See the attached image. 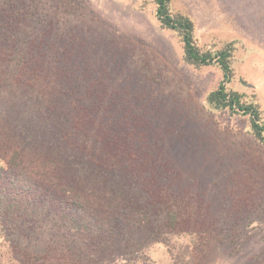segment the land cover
Returning <instances> with one entry per match:
<instances>
[{"label":"rangeland","instance_id":"374dc122","mask_svg":"<svg viewBox=\"0 0 264 264\" xmlns=\"http://www.w3.org/2000/svg\"><path fill=\"white\" fill-rule=\"evenodd\" d=\"M155 8L153 0H0L1 28L49 46L33 59L51 69L23 76L11 52L0 57V151L14 144L6 99L23 105L33 91L32 103L55 112L67 142L98 155L94 169L72 167L75 176L91 174L95 194L86 201L72 203L38 162L14 173L16 191L0 185V264H264V150L245 134L246 118L204 111L221 71L185 64ZM169 8L192 22L198 46L236 43L229 87L256 98L264 119V0H170ZM30 147L27 157L60 156ZM108 170L114 183L126 178L142 210L150 207L148 224L108 207L115 195L106 198L99 184ZM167 208L176 213L171 224ZM71 216L96 230L71 228ZM195 219L212 232H193Z\"/></svg>","mask_w":264,"mask_h":264},{"label":"trees","instance_id":"16d2710c","mask_svg":"<svg viewBox=\"0 0 264 264\" xmlns=\"http://www.w3.org/2000/svg\"><path fill=\"white\" fill-rule=\"evenodd\" d=\"M153 2L156 7L155 17L159 22L160 27L165 30H170L178 36L182 45L183 61L185 64L192 66L195 69L214 65L221 71L222 78L218 86L209 91L205 96L206 105L204 107V111L208 115H220L225 113L229 117L238 116L246 118L248 125L245 134L250 138H253L264 150V119L260 104L257 102L256 98L251 101H246L244 94L229 87L234 75L232 62L236 51V43L227 42L222 44L219 48H202L198 46L196 39L194 38V26L192 22L187 17L182 16L179 13H171L169 8L170 0H153ZM4 23H8V21L6 20ZM31 39L32 38L29 32L20 30L11 31L2 29L0 26V57L6 56L5 53L7 51L11 52L13 57L15 56L14 60H17V64L20 63V65H23H21L20 70L23 76H26V73L28 72H30V74L41 73L45 68H47L46 61H42V63L38 64V61L33 59V55L35 51L40 54V51L45 48L48 49L49 46H44L42 44L35 46L34 42H31ZM13 41H19L20 45L15 46ZM25 54H28L31 58L29 57L25 59ZM39 68H41V70H39ZM62 68L63 67H61V69ZM1 70H3L2 63H0V71ZM49 70L51 69L47 68V71ZM46 75L47 74H44V77H46ZM7 88L9 89L10 85H6L5 89ZM33 94V91H27V97L25 98H27L28 103L23 105L22 103L19 104L17 100L6 99V114L8 119L13 123L15 132L12 133L11 136V140H14V144L9 146L3 144V147L7 148L0 151V185L4 182V184H6L11 191H16L18 186H20L18 184H21V181L19 180L21 178L16 177L17 174L14 173L17 171L25 174L27 172V168H38L36 166L26 165V163L34 165L38 162L37 166L40 168H50L52 173H56V178L61 181L60 184H62L63 187L68 188L67 196H69L72 200V203L86 201V197L95 194L93 187L90 185L91 174L87 177L84 174L75 176L73 173V168H75L74 164H90L94 169L97 163L98 155L88 154V149L84 146L74 147L75 142L72 140H69L71 142H67L63 136L61 128L58 126L56 121L57 115L55 112L40 104L38 99L32 103L34 97H30V95ZM24 105L28 107L24 109ZM15 109L18 110L15 111ZM19 109L24 111L20 113ZM26 113L32 116L25 118L23 115ZM124 142L125 141L122 143ZM27 144H33V147L39 146L47 149L48 151L53 148L55 151L60 152V156L54 159H48V157H46V159L27 157ZM114 144L115 142H110L108 136L105 138L104 146L108 147L109 151H113L115 149ZM32 148L30 147V150ZM119 149L121 152H124L123 154L127 155L125 152H127L128 149L125 148L124 145H122ZM63 165L65 166L64 168L62 167ZM70 165V170L72 172L68 170ZM9 171L12 172V174ZM27 173L29 174L30 172ZM110 175L109 170L106 171V177L102 176V179L99 181L101 186H109L110 193L106 187H104V191L107 194L106 198L112 197V194L115 195V199L109 203L108 207L113 210H116L118 207L124 208L133 214L137 222L140 224H148L147 220L149 219L150 207H144L142 210L141 205L135 202L136 198L129 197L126 189H130L128 183L126 182V178H123L119 183H114V179L109 177ZM23 180L24 179H22V181ZM23 187H25V185H23ZM21 193L22 192H16L14 194ZM184 194L187 193L184 192ZM145 205L149 206L148 201H146ZM151 208H154V206H151ZM200 208L202 207H199V209ZM192 209L195 213V208L192 207L191 210ZM202 209H204V206ZM166 213L170 224L172 221H176V213H174L171 208H167ZM71 217V228L79 230L80 227H84L85 230H96L91 226V224L81 222L79 217ZM195 220L198 222H190L192 224L193 232L200 233V235H206L208 232H212V230L208 227L207 220ZM166 225L168 226L167 223ZM192 237V243L195 244L197 239L194 235H192ZM218 240L223 241L224 237L219 236Z\"/></svg>","mask_w":264,"mask_h":264}]
</instances>
